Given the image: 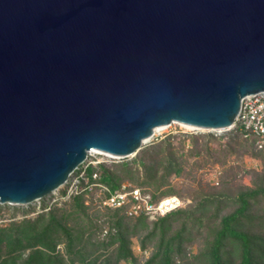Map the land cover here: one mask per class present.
<instances>
[{
    "label": "water",
    "instance_id": "water-1",
    "mask_svg": "<svg viewBox=\"0 0 264 264\" xmlns=\"http://www.w3.org/2000/svg\"><path fill=\"white\" fill-rule=\"evenodd\" d=\"M264 92V0H0V204L174 122L228 130Z\"/></svg>",
    "mask_w": 264,
    "mask_h": 264
},
{
    "label": "trees",
    "instance_id": "trees-1",
    "mask_svg": "<svg viewBox=\"0 0 264 264\" xmlns=\"http://www.w3.org/2000/svg\"><path fill=\"white\" fill-rule=\"evenodd\" d=\"M228 131L241 136L236 125ZM243 143L249 148L253 146L248 138H243ZM259 151H253L252 155H259ZM130 162L141 167L142 179L136 184L139 188L151 187L142 191L148 192L152 200L173 193L170 188L156 193L167 184L171 173L177 175L180 170L168 139L141 147ZM116 165L128 174L134 171L127 160ZM158 167L162 169L159 175ZM82 170L87 183L104 184L110 191L120 185L118 177L103 162L85 164ZM91 199L85 204L84 192L73 194L61 206H51L33 217L0 224V264L134 261L131 236L138 239L140 250L148 251L141 263L134 264H187L184 263L187 246L200 233L198 228L204 221L202 246L192 256V263L264 264V220L252 211L253 204L264 200V186L240 189L233 197L200 195L194 204L152 220L144 215L127 216L123 208H98ZM225 200L231 202L228 210H224ZM59 244L61 249L57 248Z\"/></svg>",
    "mask_w": 264,
    "mask_h": 264
},
{
    "label": "rangeland",
    "instance_id": "rangeland-1",
    "mask_svg": "<svg viewBox=\"0 0 264 264\" xmlns=\"http://www.w3.org/2000/svg\"><path fill=\"white\" fill-rule=\"evenodd\" d=\"M228 130H186L178 124L171 123L154 133L142 147L158 140L168 139L180 163L179 173L177 175L171 173L167 178V184L161 186L156 193L170 188L173 190L171 194L182 200L183 206L180 208H186L194 204L200 195L233 197L240 189L253 188L255 185L264 186V151H259V155H252L256 149L252 148L253 146L249 148L243 143L242 136H237L234 131ZM195 151H197L196 154H194ZM133 158H135V154L117 159L98 153H89L79 165L81 168L78 172L82 171L85 164L103 162L118 177L117 181L120 185L128 184L139 187L136 183L142 179V171L136 163L131 165L130 161ZM122 160L128 161V166L134 169L132 173H126L116 165ZM75 170L68 176L62 187L35 202L23 206L0 204V224L24 217H33L42 210L51 206H61L63 201H68L69 196H63V194L76 174ZM161 172V167H158L157 175ZM85 180L86 178L83 179V182ZM144 188L151 190V187L145 186ZM98 195H100L99 191L92 187L84 193V203H88L91 197V200L97 199ZM225 204L224 210L232 207L230 200H225ZM252 211L261 215L264 220V200L253 204ZM204 222L198 228L200 233L196 234L195 239L187 246L188 254L184 263L196 264L192 263L194 261L192 256L202 246L206 230ZM262 223L264 224V221ZM103 227L106 225L104 224ZM194 233L196 232L194 231ZM57 248L61 249V244L57 245ZM130 249L135 260L120 261L119 264H134L143 261L145 255L138 246L136 236L130 237ZM146 252L147 256L148 251L146 250Z\"/></svg>",
    "mask_w": 264,
    "mask_h": 264
},
{
    "label": "built area",
    "instance_id": "built-area-1",
    "mask_svg": "<svg viewBox=\"0 0 264 264\" xmlns=\"http://www.w3.org/2000/svg\"><path fill=\"white\" fill-rule=\"evenodd\" d=\"M237 126L243 138L251 139L256 150L264 151V92L248 95L241 99L237 115L230 128ZM229 128V129H230ZM95 175H92L94 178ZM83 170L76 173L66 188L63 196L89 191L92 187L97 189L100 195L92 203L98 208H123L127 216L144 215L152 220L161 217L183 206L182 200L176 195L169 194L152 200L148 192L141 188L121 184L114 190L98 182L87 183ZM145 255L147 252L141 250Z\"/></svg>",
    "mask_w": 264,
    "mask_h": 264
},
{
    "label": "bare ground",
    "instance_id": "bare-ground-1",
    "mask_svg": "<svg viewBox=\"0 0 264 264\" xmlns=\"http://www.w3.org/2000/svg\"><path fill=\"white\" fill-rule=\"evenodd\" d=\"M172 123H174V122H172ZM171 124V123H170ZM175 124H177V123H175ZM178 125H180L181 127H183L184 129H186V130H197V129H195V128H193V127H191V126H187V125H181V124H178ZM171 126V125H170ZM164 127L165 126H161V127H156V128H154L155 129V133L156 132H159L160 130H162V129H164ZM89 153H97V152H93V151H89L88 152V154ZM98 154H102V153H98ZM102 155H105V156H107L106 154H102ZM109 157V156H108Z\"/></svg>",
    "mask_w": 264,
    "mask_h": 264
}]
</instances>
